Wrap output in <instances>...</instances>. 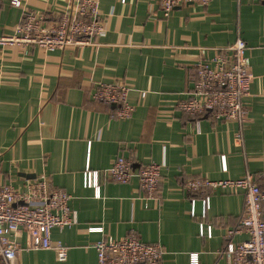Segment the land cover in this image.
Segmentation results:
<instances>
[{"label": "crops", "instance_id": "1", "mask_svg": "<svg viewBox=\"0 0 264 264\" xmlns=\"http://www.w3.org/2000/svg\"><path fill=\"white\" fill-rule=\"evenodd\" d=\"M68 1L22 0L17 7L0 0V36L16 33L27 8L52 21ZM100 9L106 28L96 44L55 50L0 45V179L24 191L45 174L52 187L72 195L79 218L52 231L53 245L68 248L65 261L55 247L28 248V234L20 231L12 236L21 248L15 264H98L94 243L130 231L162 245L161 264H195L193 253L196 264H228V243L248 238L228 235L242 219L246 191L206 187L194 196L193 215L185 184L251 173L264 187V3L189 2L168 16L158 0H100ZM238 38L247 42L253 74L244 97L246 122L182 111L178 103L191 97L195 63ZM115 81L130 87L129 118L117 117L115 104L93 98L99 83ZM119 155L135 170L164 163L156 198L146 199L136 178L111 179L106 171ZM87 167L98 171L100 197L85 186Z\"/></svg>", "mask_w": 264, "mask_h": 264}, {"label": "built area", "instance_id": "2", "mask_svg": "<svg viewBox=\"0 0 264 264\" xmlns=\"http://www.w3.org/2000/svg\"><path fill=\"white\" fill-rule=\"evenodd\" d=\"M158 1L168 16L177 5L189 2L208 5L212 0ZM254 1L264 3V0ZM11 3L22 6V0H11ZM53 19L49 21L46 13L27 8L16 33L0 36V45H20L26 50L32 46L46 50L64 49L96 44L105 33L100 0H69L63 11ZM247 47V42L238 38L230 45L218 47L212 58L199 59L195 63L191 97L179 101L180 109L192 116L209 113L215 119L235 120L243 125L249 113L244 97L250 93L253 79ZM129 92L127 84L115 81L99 83L92 93L96 100L115 104L117 117L129 118L134 111ZM241 136L238 132L237 139L241 140ZM223 158L226 170L225 155ZM164 167V163L149 162L135 170L129 159L119 155L106 172L112 180L120 183H129L136 178L146 199H153L160 193ZM85 186L95 187V195L100 197L98 171L87 167ZM185 187L193 196V215L196 214L194 196L204 194L206 187L244 189V214L228 235L246 233L248 238L228 243V264H264V187L255 182L251 173L228 179L193 178L186 182ZM71 199L72 195L67 191L52 187L45 174L30 182L24 191H17L11 183L0 179V264H15L21 248L12 236L20 231L28 234V248L55 247L59 260L65 261L68 248L54 246L51 235L54 228L63 229L78 223V211L71 206ZM204 203L207 208L209 196H205ZM201 226L204 233L205 226L203 223ZM94 247L98 264H161L164 253L160 243L143 241L135 231L122 237L104 236L94 243ZM198 259V253L191 254L193 263H198Z\"/></svg>", "mask_w": 264, "mask_h": 264}]
</instances>
